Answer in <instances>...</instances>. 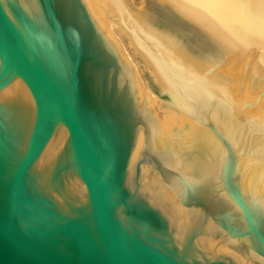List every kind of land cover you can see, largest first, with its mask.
<instances>
[{"label":"water","instance_id":"water-1","mask_svg":"<svg viewBox=\"0 0 264 264\" xmlns=\"http://www.w3.org/2000/svg\"><path fill=\"white\" fill-rule=\"evenodd\" d=\"M0 264H264V0H0Z\"/></svg>","mask_w":264,"mask_h":264}]
</instances>
